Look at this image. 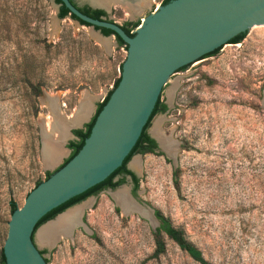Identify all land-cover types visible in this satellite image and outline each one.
I'll list each match as a JSON object with an SVG mask.
<instances>
[{
	"label": "rangeland",
	"instance_id": "obj_1",
	"mask_svg": "<svg viewBox=\"0 0 264 264\" xmlns=\"http://www.w3.org/2000/svg\"><path fill=\"white\" fill-rule=\"evenodd\" d=\"M128 1L141 11L130 16L112 4L107 18L141 26L165 0ZM96 34L70 16L60 19L53 0H0V254L11 204L21 208L70 154L74 138L66 133L61 158L44 164L47 122L68 121L84 100L92 108L83 129L120 79L126 47L112 37L102 46ZM263 88L264 26H254L240 43L169 78L160 94L167 111L146 129L152 136L157 130L168 146L160 142L165 152L128 161L139 179L134 199L168 220L208 264H264ZM129 189L124 184L68 208L81 207L86 230L75 227L50 249L38 246L35 235L47 264H199L159 227L117 206L112 193L129 201ZM156 239L164 246L157 258Z\"/></svg>",
	"mask_w": 264,
	"mask_h": 264
},
{
	"label": "water",
	"instance_id": "obj_2",
	"mask_svg": "<svg viewBox=\"0 0 264 264\" xmlns=\"http://www.w3.org/2000/svg\"><path fill=\"white\" fill-rule=\"evenodd\" d=\"M80 1L106 15L110 13L111 4L98 7L90 0ZM60 3L69 12L68 16L97 33L94 37L102 46L111 37L115 42L118 37L126 46V59L117 86L95 118L80 151L31 191L23 206L11 214L2 248L5 264H47L36 246L37 239L34 243L37 232L45 227L38 226V223L72 197L104 181L122 165L146 126L169 78L229 45L232 39L249 28L264 26V0H172L152 13L131 36L109 19L95 20L82 14L69 0H60ZM56 6L57 9L60 7ZM102 29L113 35L104 36ZM83 104L85 101H80L73 117L65 123L71 138L74 137L70 131L80 130L88 119L87 116L75 123ZM261 105L264 109V88ZM56 115L59 116L58 112ZM118 193H112V197L120 208L114 197ZM125 193L133 207L132 213L157 229L160 222L154 211L138 203L129 192ZM66 211L68 209L58 214L54 221L45 222L46 225L55 222ZM79 227L86 230L82 222ZM57 241L49 246H38L50 249Z\"/></svg>",
	"mask_w": 264,
	"mask_h": 264
},
{
	"label": "trees",
	"instance_id": "obj_3",
	"mask_svg": "<svg viewBox=\"0 0 264 264\" xmlns=\"http://www.w3.org/2000/svg\"><path fill=\"white\" fill-rule=\"evenodd\" d=\"M172 0H165L162 5H166L169 2H171ZM56 5H60V13H59V18L63 19L65 17L68 16L69 12L64 8V6L60 3V0H54ZM69 2L72 3L71 0H69ZM73 4V3H72ZM79 12H81L82 14L88 16L89 18L95 19V20H101L105 14L102 11H90L89 9H78ZM71 18L73 20H76L74 17L71 16ZM82 26H86L88 27V25L84 24V23H80ZM139 26L138 23H126L124 26H122L123 31L125 32L126 35L131 36V32L137 28ZM102 34L106 37L113 35L110 31L107 30H101ZM245 33L244 34H240L237 37H235L234 39H232L230 41L229 44H238L242 41V39L244 38ZM116 42L118 44V46L122 47H126L125 44L118 38L116 37ZM222 48V47H221ZM217 49L214 52H212L211 54L207 55L204 57V59L212 57L214 55H216L218 53V51L221 49ZM185 70L184 68L179 70L178 72H181ZM120 72H121V68H120ZM119 82V79L116 81V83L114 84V88L117 86ZM111 92L108 93V95L106 96V98L103 100L102 103H100L97 108H96V112L94 117L92 118V120L90 121V123H88L87 125L84 126L83 129L81 130H75L72 132L74 139L69 142L68 148L70 150V154L68 156V158L64 161V163L55 171L57 172L58 170H60L63 166H65L82 148L84 141L88 138L91 128L93 126V123L95 121V118L97 117V115L99 114V112L101 111V109L103 108V106L106 104L109 96H110ZM166 110V106L163 103H160V96L158 98V101L152 111V114L146 124V126L143 128L140 137L138 138L135 146L133 147V149L131 150V152L129 153V155L125 158V160L123 161L122 165L115 170L110 176H108L104 181H102L101 183L95 185L94 187L86 190L85 192H83L80 195H77L75 197H72L71 199H69L68 201H66L65 203H63L62 205H60L59 207H57L56 209L52 210L50 213H48L44 218L41 219V221L38 223V226H40L41 224L45 223L48 220H51L52 218H54L56 215L60 214L61 212L65 211L66 209L80 203L81 201H83L84 199H86L89 196L95 195L99 190L103 189L106 186L110 185V181L111 179L118 174V172L123 169L125 167V165L128 163V161L130 160V158L137 152V150L140 149V145L142 142L144 141H148L149 143L153 144L152 141L148 140L147 134H146V129L149 125V122L151 121V119L158 113L160 112H164ZM140 152H144V150H141ZM53 173H47L46 175V180L52 175ZM40 183H38L36 185V187L39 185ZM138 188V182L136 181V189ZM15 210H17L16 206L14 204H11V213H13ZM155 217L158 219V221L161 223L160 227L158 228V232H162L166 237H168L171 241H173L180 250L184 251L191 259H193L195 262L199 263V264H208L201 252L199 250H197L194 246H192L191 244H189L183 237V234L174 229L170 223L168 222V220L164 219L158 212H155ZM155 246L156 249L153 253V256L155 258H157L159 255H161L164 252V246L162 244V241H160V239H156L155 241ZM41 254V253H40ZM42 255V254H41ZM47 263V260H45ZM0 264H5L4 258H3V254L1 252L0 254Z\"/></svg>",
	"mask_w": 264,
	"mask_h": 264
},
{
	"label": "bare ground",
	"instance_id": "obj_4",
	"mask_svg": "<svg viewBox=\"0 0 264 264\" xmlns=\"http://www.w3.org/2000/svg\"><path fill=\"white\" fill-rule=\"evenodd\" d=\"M91 4L98 7H105L114 2L115 4L125 6V10L129 13L130 16L137 14L141 11V7L139 5H131L128 0H90ZM47 105L51 110V114L54 116L55 111H57V107L53 99H47ZM90 111V107L87 104H83L81 106V111L78 114V117L75 123H79L84 120ZM90 114V113H89ZM54 121L49 124L47 122V127L49 126V131L43 133V162L46 166L52 167L62 156L61 154V142L66 137V122H61L58 118L54 117ZM58 134V138L56 141H53V132ZM154 136H157L161 141L164 147H167V142L161 139L157 130L153 132ZM117 202L123 212H132L133 207L131 206L130 201H125L118 196ZM81 207H77L71 210L66 211L63 215H61L55 222L45 225V227L41 228L37 233V242L40 246H49L59 237H67L70 235L75 227L80 226L81 215ZM80 218V219H79Z\"/></svg>",
	"mask_w": 264,
	"mask_h": 264
},
{
	"label": "flooded vegetation",
	"instance_id": "obj_5",
	"mask_svg": "<svg viewBox=\"0 0 264 264\" xmlns=\"http://www.w3.org/2000/svg\"><path fill=\"white\" fill-rule=\"evenodd\" d=\"M71 1H72L73 5L75 7H77L78 9H85L86 8V9H89L90 11H100V10L92 9V8H90L87 5L80 6L74 0H71ZM59 13H60V7L58 8V15H59ZM104 18L108 19L106 14H105V16L102 19H104ZM166 111H167V106H166V110L164 112H160V113H165ZM146 134H147L148 140L152 141L153 144L149 143L148 141L142 142L141 145H140V149L137 150V152L134 155L142 156V155H146V154H154V153H157V151H161L162 149L164 151V148H162V146L164 147V145L161 146L160 141L156 137L148 134L147 132H146ZM141 150H144V152L143 153L140 152ZM136 181L139 182L138 175L136 174V172L134 170H132L131 168L128 167V163H127L125 165V167L123 169H121L118 172V174H116L111 179L109 186L104 187L103 189L99 190L95 195H92V196H97V195H99L100 193H103V192H112L116 188L121 187L124 184H128L129 187H130V189L128 191L129 194L131 195V197L136 199L137 192H138V188L136 189ZM42 256H43V254H42Z\"/></svg>",
	"mask_w": 264,
	"mask_h": 264
},
{
	"label": "built area",
	"instance_id": "obj_6",
	"mask_svg": "<svg viewBox=\"0 0 264 264\" xmlns=\"http://www.w3.org/2000/svg\"><path fill=\"white\" fill-rule=\"evenodd\" d=\"M159 7H160V4H158V5L155 7L154 12H156V11L158 10ZM140 27H141V26H138L137 28L134 29V31H135L136 29L140 28ZM134 31H132L131 34H133Z\"/></svg>",
	"mask_w": 264,
	"mask_h": 264
}]
</instances>
